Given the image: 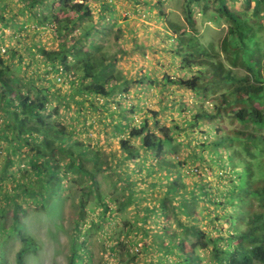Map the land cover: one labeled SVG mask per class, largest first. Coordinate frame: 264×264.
Segmentation results:
<instances>
[{
	"label": "trees",
	"instance_id": "16d2710c",
	"mask_svg": "<svg viewBox=\"0 0 264 264\" xmlns=\"http://www.w3.org/2000/svg\"><path fill=\"white\" fill-rule=\"evenodd\" d=\"M166 1L156 0L154 5L160 7ZM19 2L38 27L47 29L58 46L50 51L39 49L45 58V81L52 80L50 74L56 81L61 78V85L83 96L82 105L89 102L91 109L108 112L116 121L110 123L114 127L112 137L118 138L119 146L112 158H106L99 148L75 139V132H70L60 119L58 106L50 110L51 99L61 96L47 87L36 88L35 93L32 88L23 92L15 86L17 78L11 73L12 64L0 56L1 107L10 120L0 126L2 151L1 143H7V161L0 168V180H12L9 188L0 190L9 191L6 197L15 203L12 231L18 230L23 241L16 264H25L28 249L35 247L34 239L21 233L19 215L33 205L51 213L61 194L63 201L66 196L77 195L81 205L78 220L82 223H86L87 204L93 199L104 215L112 211L111 205L121 214H126L132 204L140 207H136V220L127 223V234L135 230V235L141 236L137 242H126L137 252L129 254L127 250L131 258L127 262L117 260V264L140 259L148 245L145 237L150 236V229L156 230L154 234L165 235L171 264H264V0H185L183 25L156 7L157 18L162 21L161 32L159 28L154 32L155 26L150 25L153 36L145 31L144 41L133 36L128 42L124 37V44L118 33L125 31L113 21L121 15L114 0ZM210 5L215 15L211 20L224 18L229 23L219 47L201 42L195 26L198 15L207 17ZM114 30L117 39L111 41V46L101 44V39L93 41L96 36ZM130 32L136 34L137 29ZM154 51L170 55L177 66H172V61L162 69L157 68L158 63L147 64L146 59ZM122 59H132L134 65L116 72L113 65ZM130 84L140 91L155 90L154 85H159L163 96L171 87H177L197 100L191 106L183 93L175 95L169 104L162 97L159 109L146 110L144 119L138 120L133 113L139 106L122 101L131 92ZM138 99L143 106L144 101ZM170 105H179L185 118L178 122L171 115L163 122L160 116L171 109ZM178 145L189 150L187 158L181 159ZM12 156L17 157L18 164ZM189 160L193 161V168ZM205 165L206 175L202 173ZM174 169H184L198 187L187 192L182 214L174 212L173 222L169 218L162 229L146 221L143 200H147L148 194L138 190V183H157L158 175H163L162 181L168 186L167 176L171 177ZM104 173L118 177L119 186L116 183L117 188L109 195L104 193L100 178ZM134 175L138 181L133 179ZM207 175L215 180L207 182ZM114 191L120 201L114 202ZM18 198L21 200L17 204ZM140 213L144 218H139ZM82 226L76 228L84 238L87 232H83ZM9 229L0 225L5 237ZM140 241L142 246L137 248ZM110 246L112 252L126 249L119 240L112 241ZM146 258L144 255L143 263ZM69 264H76V256Z\"/></svg>",
	"mask_w": 264,
	"mask_h": 264
},
{
	"label": "rangeland",
	"instance_id": "374dc122",
	"mask_svg": "<svg viewBox=\"0 0 264 264\" xmlns=\"http://www.w3.org/2000/svg\"><path fill=\"white\" fill-rule=\"evenodd\" d=\"M155 1L156 0H142L141 3H138L134 0H114L117 4L116 7L121 10V15H116L113 21H116L118 24L120 23L119 27L123 28L122 30L125 31V33L122 34L118 33L120 42L124 44V37L129 42L133 36L138 37L137 41H144L146 39L143 35L145 31H148L150 37L153 36L154 33H152L151 29L148 27L150 25L155 26L156 30L154 32H156L158 28L161 32L162 21L157 18V15H159L157 8L163 10L167 15H170L169 19L172 21L175 20V22L179 24H185V0H167L164 5L160 7L156 6L157 8L154 5ZM93 3L97 4V2ZM212 11H214V8L210 5L207 17L204 18L198 15L195 26L199 31V36L201 35V42L208 46L209 44H214L219 47L221 40L226 35L229 23L224 18H219V21L211 20L215 18ZM97 14L98 11H96V15ZM143 23L147 25V27H144L145 25L143 26ZM132 28L137 29L136 34L130 32ZM0 31V56L12 64L11 73L17 78V84L15 82V86L19 87L23 92H27L32 88L33 93H35L36 88L46 87L49 88V90H53V92L55 91L61 97H59V99H55L54 97L51 99L50 110L54 106H58L60 119L64 121L70 132H75V139L90 143L91 146L99 148L106 158H112V153H116L118 150L119 141L118 138L112 137V134H114V127L110 122L116 124V121L109 116L108 112L104 113V109H91L89 102L83 103L82 105L83 96L76 94L75 89H71L67 85H61L60 80L58 79L56 81L52 74H48L49 77L52 78L50 81L51 83H47L43 78L46 75L45 58L40 53L39 49L44 48L50 51L56 50L58 47L56 41L47 29L38 27V22L35 21L34 17L26 11H23L19 0H0ZM12 34L14 35L11 36ZM116 36L117 30H114L113 32H107L105 35L100 34L96 36L97 38L95 37L93 41L101 39L103 40L101 44L104 43L107 47L111 46V41L115 42V38L117 39ZM151 43L150 41V44ZM111 50L112 56L114 54L113 47ZM10 52L15 53V55H10ZM154 54L146 59L147 64L158 63V69L167 68L171 61L172 66L176 65V62L170 55L166 53L161 54L159 51H154ZM132 58L141 59L133 55ZM132 65H134L132 59H122L113 65V69L116 72L118 70L122 72L132 67ZM124 76L128 77L127 74ZM158 86L159 85H154L155 90L150 88L149 90L145 89L140 91V88L138 89L134 84H130L131 92L127 94L126 101H122L128 105L135 104L139 106L135 111L136 113H133L135 119L140 120L141 117L144 119V113H146L148 109H159L158 102L160 98L164 97L169 104L175 95L179 97L183 93L177 87H171L169 91L166 92V95L163 96L159 93ZM183 94L184 98L189 100V105L191 104L192 106L196 103L197 98H193L189 92H184ZM138 97L144 101L143 106L140 105ZM65 98L67 100H65ZM95 100L99 104L100 98ZM140 106L143 107V110H141ZM126 107L128 108L127 105ZM170 108L171 109L168 111L164 110V113L160 116L163 122L171 115L175 116L178 122L185 118L183 112L179 110V105L175 108L170 105ZM104 118L107 119V123H104ZM9 121L8 114L5 113L1 107L0 98V126ZM1 133L2 131H0V134ZM191 139H194V137L192 136ZM1 144L4 150L2 151L0 148V168H2L7 161V152L5 149L7 143L3 141ZM176 150L181 159L187 158L189 150L185 145H178ZM214 153L218 155L216 151H214ZM205 156L207 157L208 153H205ZM11 158L15 164H18L16 156H12ZM188 162L190 163L189 166L193 168V161L189 160ZM128 164L129 166L131 165L130 162ZM194 164V166H196L198 163ZM15 170L16 165L12 167V172ZM207 172V165H205L204 169H202V173L206 175ZM171 173H173L171 177L167 176L170 186H166V182L162 181L164 179L163 175H158L157 183L150 182L146 184L142 181L138 183V190H146V194H148L147 200H143V203L145 202L144 205H146V221H151L153 226L156 225L159 228L167 224L166 220L169 218H172L171 223L173 222L175 218L174 212H177L176 214L178 216H180V213L182 214L185 207L184 200L188 199V197H186L187 192L190 189L193 190L198 187V183H195L196 181L193 177L186 176L184 169H174ZM71 175L74 177L77 174ZM100 175L104 193L106 195L111 194L117 183V174L113 176H108L106 173ZM153 176L156 177L155 174ZM137 178V176L136 178L135 175L133 176V179L138 181ZM212 180L215 179L207 175V182H212ZM207 182L205 180L204 184L206 188H208ZM11 183V179L0 180V188H9L7 185L10 186ZM72 185H70L68 192H71ZM118 186L119 184L117 183V187ZM5 190H0V219L3 217L2 221H0V225L2 224L10 229L6 233V237L3 236L0 230V260H2L0 264H16V254L23 246V241L21 240L22 238L18 230L12 231V229H14L13 219H15V203L7 199L6 195L9 191ZM62 198L63 194L58 197L55 204L51 207V213L45 210H37V206L33 205L32 207H27V211L19 215V220L23 225L21 233H25V236L32 237L35 245L34 248L28 249L25 257V264H69L70 259L74 256H76V264H117V260L123 259L127 262L131 258L129 254L137 252V250L132 249L131 246L130 248L128 243V245L126 244V242L130 240L137 242L141 237L135 235V230L127 234L130 228V225H127V223L136 220V207L140 208L136 203L135 206L133 204L130 206L126 214L116 212L117 209L111 205L112 211L104 215L101 209L96 207L97 202L93 199V196H91L90 199H93V202L87 204L86 221H84L86 223H82L83 221L78 220L81 205L79 204L77 195L72 198L66 196V198L64 197L65 201H63ZM114 199V202L120 201L115 191ZM20 200L19 198L16 200L17 204ZM139 216V218H144L143 214ZM78 225H83V232H87V236L84 238L81 237L78 228H76ZM138 231L144 233L143 229H139ZM154 233H157L155 229L149 230L150 236L145 237L148 245L145 247L144 254L142 255L141 253V257L138 261L129 264H171L169 259L171 255L168 251L169 245L165 243V235L163 234L160 236V234ZM109 237H111V240H109ZM117 240L124 242L125 251L122 248L117 252H112L110 250L111 242H117ZM141 246L142 243L140 241L137 248H141ZM127 250H129V254ZM78 252L80 255H77ZM144 255L147 257L145 263H143ZM77 256H79L81 261Z\"/></svg>",
	"mask_w": 264,
	"mask_h": 264
},
{
	"label": "built area",
	"instance_id": "2783aa9c",
	"mask_svg": "<svg viewBox=\"0 0 264 264\" xmlns=\"http://www.w3.org/2000/svg\"><path fill=\"white\" fill-rule=\"evenodd\" d=\"M60 80V79H59Z\"/></svg>",
	"mask_w": 264,
	"mask_h": 264
}]
</instances>
